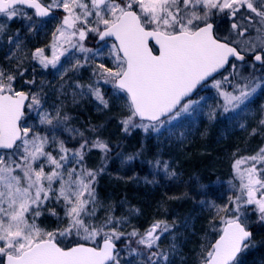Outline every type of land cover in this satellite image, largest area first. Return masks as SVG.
Listing matches in <instances>:
<instances>
[{
	"label": "snow or ice",
	"instance_id": "snow-or-ice-1",
	"mask_svg": "<svg viewBox=\"0 0 264 264\" xmlns=\"http://www.w3.org/2000/svg\"><path fill=\"white\" fill-rule=\"evenodd\" d=\"M55 12L62 17L52 34L51 57L37 48L32 59L64 76L83 67L76 53L83 54L86 63L100 54L106 38H114L110 48L114 67L100 63L93 75L99 78L97 84L110 83L114 95L126 94L130 115L121 121L126 132L141 127L162 134L182 127L203 108L205 98L192 96L198 86L207 88L210 81L223 101L208 113L210 120L215 119L217 108L225 119H234L264 89V73L256 74L257 65L264 69V0H0V36L6 33L7 22L32 21ZM217 17L231 23L223 33L210 22ZM89 34L98 37L95 51L82 43ZM8 41L20 48L18 39L9 36ZM245 67L251 69L247 75L242 71ZM17 75L22 77L23 72L0 68V264H120L116 242L124 234L116 231L119 221L109 217L102 225L91 223L97 204L96 177L103 169L84 165L88 151L107 152L108 145L97 138L91 143L84 139L77 148L66 147L57 132L67 115L61 116L58 108L54 114L44 110L38 93L17 90ZM87 88L108 107L99 87L89 84ZM32 110L39 124L48 126L43 134L28 123L26 113ZM260 125L264 126V119ZM50 144L57 146V155L46 150ZM161 166L166 175H175L166 161L161 165L157 159L155 167ZM232 167L228 184L236 191L223 205L211 204L222 227L212 225L218 239L202 249L199 264H239L237 256L249 247L252 235L247 229L250 214L264 221V146L236 159ZM53 199L63 207L67 223L48 231L36 220L44 204ZM168 230L162 221L143 234L134 229L125 248L138 254L129 247L131 238H136L135 243L148 250L145 264H162L167 254L153 249H159L158 242Z\"/></svg>",
	"mask_w": 264,
	"mask_h": 264
},
{
	"label": "rangeland",
	"instance_id": "rangeland-1",
	"mask_svg": "<svg viewBox=\"0 0 264 264\" xmlns=\"http://www.w3.org/2000/svg\"><path fill=\"white\" fill-rule=\"evenodd\" d=\"M48 2L49 0H44V3ZM31 14L32 12L29 11V15ZM53 15L45 20H35V17H33L32 21L15 19L7 22V31L4 35L0 36V68L13 74L23 72L22 77L17 75L15 82L17 90L38 93L41 97V104L44 110L54 114L58 108L61 116L67 115L68 120L64 122L61 130L57 132L59 139L66 141V147L77 148L84 139H87L91 143V141L97 138L100 140L104 139V143L108 145L107 152L93 148L86 153L84 159L85 167L90 169L95 165L94 163L99 161L100 157L101 160L107 157L106 166L107 168H111V172H106L107 177L102 178L108 184L104 183L103 185L97 180L98 178L96 179L95 192L97 204L95 216L92 218L91 223L99 226L104 224L109 217H112L114 221H119L116 231L124 235H128L134 229L140 230L142 228L143 225L140 224L141 212L136 205L126 202L105 203L112 197L113 193L110 189L113 188L111 186H114L117 181H120L122 184L132 185V187L135 186L137 188L141 186L140 188H145L149 191L160 192L162 197L168 196L170 198L171 204H177L179 201H184L187 204V200L184 199H188L191 203L190 208L192 209L202 208L204 204L209 203L206 198V191L209 189L207 182H216L218 190L225 193L228 199V196L236 191L235 189H231L228 184V181L233 178L232 165L234 161L243 156H250L259 147L264 146V126L260 125V120L264 119V89L258 90L247 109L235 115L234 119H225L224 115L221 114L222 110L217 108L215 119L210 120L208 113L218 104L223 103L216 89L211 86L212 82H210L207 88H201L198 92L199 95L196 94L193 97V99H199L200 96L205 98L206 103L203 105V108L198 109L196 113H193L190 118L186 119L182 127H172L170 130H162V134L152 131L145 132L141 127L130 128L126 132L124 131V125L121 123V121L130 115L125 94L114 95V89L110 83L104 84L101 80L97 84L96 81L99 78L93 75L94 69L99 71L97 66L100 63H104L107 67H114V57L110 55L112 44L107 43L101 49L99 55L94 59L90 58L86 63L84 62L83 54L76 53L80 57L83 67L77 71H68L64 76L59 75L51 66L47 69L42 68L38 61L32 59L31 54L37 48L45 49V55L51 57L49 46L52 43V34L62 17L60 12H55ZM211 21H215L216 29L218 27L221 33L231 26V23L222 17L214 18ZM17 24L18 29H14ZM19 32H26L32 36L34 34L32 39H28V45L24 44V38L21 37L22 33ZM252 34L254 35L255 33L253 32ZM246 35L248 34L246 33ZM9 36L20 41V48L17 49L14 44L9 43ZM88 37L90 43L96 38L92 34H89ZM84 47L95 51L99 45L93 46L87 43L84 44ZM88 55L91 57L92 53ZM61 60L63 61L64 58L62 57ZM66 67H70V65H66ZM257 68L256 74L258 76L264 73V69L259 68L258 65ZM228 71H231V69H228ZM242 71L247 75L251 69L245 67ZM224 75H227V72ZM217 79H222V77ZM33 80L35 81L34 83H26ZM89 84L100 88L101 93L108 102V107H104L88 92L87 86ZM222 87L225 90L231 91V87L228 84H222ZM82 92L85 94L81 95ZM26 115L30 117L28 123L36 131L41 132V134L47 131L48 126L39 124V116L36 111L32 110L26 113ZM227 115L231 116L233 113H228ZM241 124L245 127L241 128ZM65 129H75L84 135L80 137L76 132ZM253 129H256L255 134H252ZM201 141H204L211 147L209 150L211 154L202 152L198 157H210L208 160L212 162L208 165H211L214 162L218 163L221 158L217 155L223 153L227 155L228 163L224 166V170L216 169V171L211 172V169L215 170L211 166L209 167V174L207 173L204 177H201L199 174L200 176L198 175L197 178L192 179L185 173L186 168L192 166L187 162V160L192 161L190 160L191 154L187 150L192 144ZM46 150L53 152V155H57V146L55 144H50ZM129 157L133 158L129 160ZM115 158H118L116 162L114 161ZM157 159L161 161V165L166 161L169 165V171L174 172L175 175H166L162 166L157 169L155 167ZM113 165H115V168ZM236 183L238 186V182ZM53 211L57 214L56 216L52 215ZM41 212L42 214L37 218L36 223L42 229L52 231L66 226L67 221L64 217V209L60 204L55 202V199L46 202ZM214 218L213 214V220H215ZM152 219L154 220L149 222L162 221L169 226V230L162 234L158 242V250L168 256V260L162 262V264H199L202 249L211 242L212 235L210 236V233L207 237L203 236V239L199 241L200 247L198 252H196L194 248L187 249L185 247V242L188 239L192 241L194 236L192 231L189 232L191 234L190 237L186 236L185 231L190 224L187 225L188 223L175 215V212L160 211ZM213 220H209L211 223L210 232H214L212 225L216 221ZM258 220L257 215L250 214L247 227L253 226L256 229L260 224ZM217 224L215 223V226ZM150 225L148 224L147 227L149 228ZM262 234L261 231L256 234L255 239H257L250 245L248 253L264 247V242H258ZM209 236L211 238H208ZM69 239L76 238L72 237ZM68 243L69 241H65V245H68ZM138 249L142 251L145 248H141L138 245ZM144 254L146 256L139 264H145L148 250ZM185 254L195 255V258L182 257ZM126 255H120L119 259L125 260L124 257ZM131 256H137V259L141 258L139 254L129 253L127 260ZM128 262H124L123 264H128ZM246 263L264 264V259L258 261L252 259L246 260Z\"/></svg>",
	"mask_w": 264,
	"mask_h": 264
},
{
	"label": "trees",
	"instance_id": "trees-1",
	"mask_svg": "<svg viewBox=\"0 0 264 264\" xmlns=\"http://www.w3.org/2000/svg\"><path fill=\"white\" fill-rule=\"evenodd\" d=\"M36 20V19H35ZM14 29H18V24L16 25V27ZM22 33L21 37L24 38V44L28 45L29 40L28 39H32L33 36L31 34H28L26 32H19ZM27 40V41H26ZM108 120V119H107ZM105 122H107L105 120ZM101 141L105 142L104 139H102ZM121 141V140H120ZM211 147H209L208 144H206L204 141L201 142H196L195 144H192L190 146V148H188L187 152L189 154H191V159L192 161L187 160L188 164H191L192 166H188V168H186L185 173L187 174V176H190L192 179H195L198 177V175L200 174L201 177H204L205 175H207V173L209 174V167H214V169H211V172L216 171V169H220V170H224L225 169V165L226 163H228V157L226 154L221 153V155H217L218 157L221 158V160L217 163H211V165H208L210 162V160H208L210 157L208 158H201L198 157V155H201L202 152L205 154H211L209 152ZM215 154V153H214ZM213 154V155H214ZM212 155V156H213ZM211 156V157H212ZM106 159H108L107 157H105V159L101 160V157L99 158V163L96 162L94 163L95 165L93 167H91L90 169L92 170H97V169H103V171H100L99 174L97 175L96 179L101 182V184L104 185L108 184L107 182H105V179L102 180V178H106L107 174L106 172H111V168L106 166ZM175 159V158H174ZM203 161V162H201ZM113 167L115 168V166L113 165ZM191 167V168H190ZM243 167V165H242ZM199 175V176H200ZM208 183V182H207ZM134 186V185H133ZM101 188V186H99ZM110 187V186H109ZM113 187V188H111ZM110 191L113 193L112 197L108 199V201H106L105 203H112V202H116V203H122V202H126V203H130V204H134L136 205V207L140 210L141 212V220H140V224H142V228H140V230H138L141 234L144 233V231L148 228L147 225L154 223V222H149V221H153L154 219H152L153 217L157 216V212H166L167 211H172L175 212V215H177L180 219L184 220L186 223H188L187 225H189V227H187L188 229H186V236L190 237L191 234L189 233L190 231H192L193 239L192 241H190L189 239L185 242V247H187V249L191 248V249H195L196 252H198L199 250V241L201 239H203V236H206L210 233V236L212 237L211 239V243H213V241L215 240V238L218 236V232L214 231V232H210L209 229L211 227V223L209 222L210 219L213 220V214H214V219L213 221H216L215 223H218L216 225L217 229H219L220 227H222L221 222H219V218L216 216L215 213V209L211 207V204L213 202H215V204L217 205H223L224 203H226L227 201V196L225 195V193L220 192L218 189H211L206 191L207 193V200L209 201V203H206V205L204 204V206L202 208H190V201L188 199H184L187 200V204L184 201H179L177 204H179V206H177V204H171L170 202V198L168 196H161L160 192H155V191H149L145 188H140L141 186H138L137 188L134 186L132 188H129V185L126 184H122L120 181L115 182L114 186H111ZM114 196V198H113ZM200 214V217H199ZM217 218V219H216ZM53 219V217H52ZM259 221V226L255 229L253 226L250 227V229L253 231V238L249 243V247L246 249H243L241 255L239 256V258L237 259V261L239 262V264H247L246 260H260V259H264V247L258 249V250H253L251 252L248 253V249L250 248V245H252L254 243V241L257 239H255L256 234L261 231L262 236L258 239V242L260 243L261 241L264 242V228L262 229V227L264 226V221ZM214 223V225H215ZM142 229V230H141ZM208 238H211V237ZM129 237L128 235H123L121 237L120 241H117L116 244L119 246V252L120 255H126L124 258L125 260L121 259L120 260V264H123L124 262H128V264H134L133 261L136 260L137 256H131L128 258V254H129V250L128 248H125V243L127 241H129ZM135 239L136 238H131V243L129 245L130 248H136L138 250V244L135 243ZM199 245V246H198ZM141 248H144V246H141ZM147 249H142V251L144 253H146ZM154 251H159L158 249H153ZM259 253H258V252ZM195 252V253H196ZM255 252V253H254ZM146 256V254H145ZM189 257L191 259V257L195 258V255H182V257ZM196 260V259H195Z\"/></svg>",
	"mask_w": 264,
	"mask_h": 264
},
{
	"label": "bare ground",
	"instance_id": "bare-ground-1",
	"mask_svg": "<svg viewBox=\"0 0 264 264\" xmlns=\"http://www.w3.org/2000/svg\"><path fill=\"white\" fill-rule=\"evenodd\" d=\"M117 153H119V151H117ZM120 156V155H119ZM118 160V158H115L114 159V161L116 162ZM114 163V162H113ZM115 166V165H114ZM208 185H209V189L208 190H211V189H218V187H217V183L216 182H208L207 183ZM129 188H132V185H129ZM137 253L141 256V258L140 259H137L136 258V260H134L133 261V263L134 264H139L140 263V261H142V260H144V258H145V254H144V252L143 251H139V249L137 250Z\"/></svg>",
	"mask_w": 264,
	"mask_h": 264
},
{
	"label": "water",
	"instance_id": "water-1",
	"mask_svg": "<svg viewBox=\"0 0 264 264\" xmlns=\"http://www.w3.org/2000/svg\"><path fill=\"white\" fill-rule=\"evenodd\" d=\"M44 18H46V17L39 18V19H44ZM106 39L112 41L113 43L115 42V41H114V38H106ZM100 43H101V42H100ZM151 43H154V42H151ZM96 44H98V37H97V40H96ZM150 46H151V44H150ZM157 47H158V46H157ZM226 67H227V66H226ZM221 71H223V70H221ZM199 87H200V86H198L197 90L199 89ZM197 90H196V91H197ZM193 95H194V94H193ZM27 102H28V101H26L25 103L27 104ZM138 119H139V118H137V120H138ZM146 122H147V121H146ZM250 232H251V231H250ZM251 236H252V235H251ZM216 239H218V237H217ZM250 239H251V238H250ZM214 242H215V241H214ZM117 250H118V247H117ZM239 254H240V253H239ZM239 254H238V255H239ZM237 257H238V256H237Z\"/></svg>",
	"mask_w": 264,
	"mask_h": 264
}]
</instances>
